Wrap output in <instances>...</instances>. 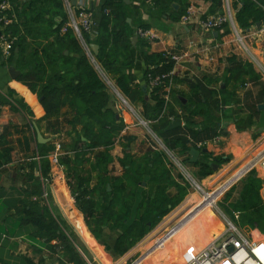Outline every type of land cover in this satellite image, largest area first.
Returning <instances> with one entry per match:
<instances>
[{
	"label": "trees",
	"instance_id": "trees-1",
	"mask_svg": "<svg viewBox=\"0 0 264 264\" xmlns=\"http://www.w3.org/2000/svg\"><path fill=\"white\" fill-rule=\"evenodd\" d=\"M11 1L14 5L15 0ZM210 1L212 9L220 2ZM234 1L235 4H240L235 17L239 28L247 30L257 23L264 24V0ZM174 2L181 3L178 12L171 9ZM152 4L162 14L171 11V20L179 21L185 15L188 0H152ZM46 6L50 7L47 11L49 19L44 21ZM17 15L26 23H12L7 28L6 32L16 40L5 63L11 65L16 57L17 69L21 73L19 81L39 99L45 117L52 121L53 135L65 132L64 138L59 142L61 152L64 153L59 156L58 165L63 168L74 205L83 216L86 227L95 237H99L104 228L118 230L120 235L114 245V253L123 256L145 236L147 228L156 226L184 200L189 184L182 175L176 177L178 181L173 177V164L165 151L158 149L155 143V147H147L139 153L127 150L134 140L129 136L121 137V141L126 142L125 153L119 160L121 173L113 176L110 150L120 128L114 126L116 113L110 107L111 95L86 55L82 43L69 29L65 33L61 32L67 21L61 0H30L20 10L17 9ZM127 19L124 0H104L98 36L94 41L99 47L97 65L131 104L141 103V116L149 123L150 131L168 152L187 166L191 149L226 135L216 116L226 105L223 94L225 88L217 95L216 90L209 89L212 81H206L207 78L178 79L176 73H173L175 62L172 55L150 52L148 39L142 37L138 46L146 70L141 81L137 82L131 73L133 63ZM31 23L42 25L39 39L46 41V44L40 45L38 42L29 52L31 45L28 38L37 40L30 27ZM146 28L140 26L139 30L145 31ZM50 37H53V41L48 40ZM82 37L86 45L91 42L88 34H83ZM66 50L74 56L65 55ZM242 71L252 84L258 82L259 77L251 64L246 63ZM163 75L169 77L161 79L157 86L150 87L152 79ZM176 80L187 85L189 93L175 89L169 93L167 88ZM141 82L144 86H141ZM228 84L230 81L225 82V87ZM244 84L245 81L237 84L234 82L231 91H225L227 99L236 107L232 117L238 120V130L250 127L253 118L257 119L261 114L264 117V109H258L260 105L264 106V88L255 97L250 92H245L242 96ZM145 86L147 88L143 91L142 87ZM181 98L186 100L185 104H182ZM170 101L178 106L180 114L170 106ZM21 108L31 115L26 107L21 105ZM244 113L249 114V121L239 122V116ZM169 118H182L185 126L167 130ZM201 118H205V122L196 123V119ZM64 140L68 142L63 143ZM5 145L6 147L3 141L0 167L10 162L12 149L7 143ZM99 149L102 152L95 155ZM92 156H95L92 169L98 172L93 187L90 186L89 176L84 177L79 172ZM223 162L221 157L213 158L204 153L202 160L194 165L198 168L196 176L199 179L210 176L214 165ZM48 164L47 161L43 165L45 179H49ZM145 178H148L147 182H144ZM260 185L255 173L249 172L244 178L239 196L234 202H227L224 210L230 213V218L237 227L242 228L247 224L264 234V203L259 195ZM141 186L145 188L137 207L136 221L127 226L136 193ZM171 189L176 190L174 197L168 196ZM229 199L230 197H226V201ZM26 219L35 227L37 235L49 245L52 253H59L60 258L69 264H84L60 224L51 216H47L46 220L40 213H28ZM52 241H55L54 246L50 244Z\"/></svg>",
	"mask_w": 264,
	"mask_h": 264
},
{
	"label": "crops",
	"instance_id": "crops-1",
	"mask_svg": "<svg viewBox=\"0 0 264 264\" xmlns=\"http://www.w3.org/2000/svg\"><path fill=\"white\" fill-rule=\"evenodd\" d=\"M29 1L15 0L13 5L12 1L9 0L13 23L25 22L18 17L17 9L20 10ZM124 1H128L124 4L127 18L130 21L127 24L131 36L130 55L133 63L131 73L137 82L141 81L146 70L138 46L139 39L141 40L138 31L140 26H146L145 31L149 36L150 52H165L179 58L175 66L178 79L201 80L207 78L206 81H212L209 89L216 90L217 95L223 88L226 92H230L234 82L236 84L242 81L246 82L241 91L242 96L245 92H250L252 97H255L264 88V33L261 32L264 24L257 23L247 30L239 28L235 17L240 4H235L234 0H220L213 9L210 0H188L185 15L179 21L171 20V11L162 14L153 8L152 0ZM103 2L104 0H89V9L93 19L92 30L88 33L91 42L88 45L84 41L82 43L84 51L98 75L97 67L99 66L90 46L95 45L94 41L98 36ZM173 4L177 5V9L172 7ZM173 4L171 5L172 11L178 12L181 9V3L174 2ZM38 8L43 12L40 7ZM44 10L43 19L46 21L49 19L47 11L50 10V7L46 6ZM216 14L227 15L229 18L227 24L218 30H204L202 28L204 19ZM186 15L189 17L185 21L183 17ZM27 23L30 24V22ZM30 27L33 29L37 40L28 38V43L31 45L29 52L38 42L40 45L46 44V41L39 39V33L43 29L42 25L31 23ZM134 37H137L135 45L132 44ZM48 40L53 41V37ZM64 54L74 56L67 50ZM5 62V58L0 59V160H3V141L4 147L7 143L12 151L10 162L4 163L0 167V264H69L60 258L59 253H52L45 240L37 235L35 227L26 219L28 213H40L46 220L47 216L56 220L84 264H186L192 257L201 254L212 242L223 236L229 223L233 224L225 215L216 216L211 209L212 207L198 212L197 208L202 204V201L196 200L197 195L195 194L197 192L190 193L188 190L183 205L189 207L186 208L184 214L179 213L182 207L179 206L183 200L156 226L147 228L145 236L126 254L117 256L114 253V245L120 235L118 230L104 228L99 237H95L88 230L83 216L74 205L63 168L52 161L55 145L59 143L56 138L58 137L60 141L64 138L65 132L60 135H53L52 121L45 117L39 99L19 81L21 73L17 69L16 57L11 65H7ZM246 63L251 64L253 71L259 77L256 84H252L249 78L243 74L242 69ZM10 69H12L11 72ZM100 70L102 69L100 68ZM55 71L57 72L56 69ZM226 81H230L228 87H225ZM141 86H144L142 82ZM174 89L186 94L189 93L187 85L178 83L177 80L171 82L167 91L170 93ZM225 91L223 94L226 97L224 99L226 105L216 116L226 135L207 142L204 146L199 144L197 148H193L199 152L196 162L202 160L204 153L210 154L213 158L221 157L224 162L214 165L210 176L199 179L196 176L198 168L194 166L196 162H190L191 155H189V164L185 166L180 163L175 155L173 156L177 161L173 164L172 159L165 152L173 164L172 175L176 180L178 175H182L186 181L184 174L186 173L191 177V173H193L194 178H197H195L196 184L198 183V187H196L199 190H201L199 183L202 187L211 190L214 181L216 182L213 188L232 175V178L227 181V185L225 184L217 192L215 190L212 193L213 196H209L205 200L203 206L206 207L213 202L214 197L223 192L224 188L232 186L240 177L253 171L261 182L259 195L264 203L263 114L257 119L253 118L250 127L247 129L238 130L236 126L238 120L236 121L232 117L236 107L227 99ZM239 95H241L240 92ZM182 100L185 99L181 98L180 101L182 102ZM110 103V107L116 113L114 126L120 128L115 144L110 150L112 157L110 169L113 176H119L121 173L119 160L125 153V141L122 142L121 137L126 136L128 130L130 135L128 136L134 139L132 143L137 142L138 145L141 144L142 146L145 144L143 135L140 136L135 133L138 126L132 114L137 117L138 121L141 118L148 125L149 131L150 127L149 123L141 116L142 105L140 102L132 103L138 109L139 114L131 106L132 114L125 113L120 108H118L120 112H116L113 101L111 100ZM185 103L186 100L184 103L182 102V104ZM20 104L26 107L31 115L27 114ZM170 106H173L174 110L180 114L178 106L173 101H170ZM249 117L248 113H244L238 119H240L239 122L249 121ZM179 119L182 122L181 127H184L183 119ZM202 122H205V118L196 119V123ZM150 133L153 134L151 131ZM65 142L68 140L63 141V143ZM127 150L131 151L132 149L129 146ZM100 152L102 149L97 150L95 155ZM115 152L119 153L115 155ZM94 157H89V163L83 164L89 168L90 172H93L89 174L86 169L84 170L86 173L84 177L89 176L91 179V187L94 186L98 175V172L92 169L95 164ZM47 161L50 168L49 179H45L42 173L44 162ZM241 164V169L233 174L234 169ZM175 165L182 167L185 170L184 173L181 170L177 172ZM184 167L188 168V171ZM191 178L193 179V176ZM147 181L148 178H145L144 182ZM144 188L145 186H141L136 193L134 206L126 222L127 226L133 225L136 221V211ZM108 190L110 189L108 188ZM170 192L172 194L169 197L176 195L175 189H171L168 193ZM207 195L209 194L204 196ZM189 217L192 219L186 222L185 220ZM237 217L236 214L235 218L237 219ZM157 228L160 230L158 231ZM239 229L249 238L264 241V234L257 229L249 227L251 232H248L249 229L246 230L245 227ZM50 244L54 246L55 241Z\"/></svg>",
	"mask_w": 264,
	"mask_h": 264
},
{
	"label": "built area",
	"instance_id": "built-area-1",
	"mask_svg": "<svg viewBox=\"0 0 264 264\" xmlns=\"http://www.w3.org/2000/svg\"><path fill=\"white\" fill-rule=\"evenodd\" d=\"M71 1L72 0H61L67 16L66 24L62 27L61 32L65 33L69 29L76 38L83 43V34L90 33L93 27L92 14L89 9V0H76L75 6L72 5ZM10 10L9 0H0V57L2 59H7L10 56L13 44L16 40L15 37H12L6 32L7 28L13 23V17L10 14ZM188 17L189 15H186L183 19L186 21ZM228 20L229 18L225 14L208 16L202 22V28L207 31L218 30L226 25ZM261 32L264 33V25ZM147 34L146 31H138L140 37L149 39ZM172 60H174L176 66L179 58L172 55ZM97 70L101 80L112 86L113 94L128 106V113H132L133 109L127 103V99L121 95L115 85L111 82L110 78L100 70L99 67H97ZM173 73H175V67ZM168 77L169 75L156 77L150 81V86L155 87L159 84L161 79ZM173 120V118H170V121ZM139 123L141 125H146L141 118H139ZM152 136L157 141L155 144L158 145V149L165 151L175 163L177 160L173 154L165 150L161 141L156 138L155 135L152 134ZM60 155L61 147L58 143L55 145L52 156L54 164L58 165ZM186 175V179H190V181L198 187L196 182L188 174ZM229 247H232L233 249L231 253H228ZM186 264H264V241L257 238L252 239L247 237L238 227L229 223L223 236L212 242L201 254L192 257Z\"/></svg>",
	"mask_w": 264,
	"mask_h": 264
},
{
	"label": "rangeland",
	"instance_id": "rangeland-1",
	"mask_svg": "<svg viewBox=\"0 0 264 264\" xmlns=\"http://www.w3.org/2000/svg\"><path fill=\"white\" fill-rule=\"evenodd\" d=\"M110 78V77H109ZM110 80H111V78H110ZM111 82L114 84V82L111 80ZM105 85H106V87H107V90L109 91V93H110V95H111V100L113 101V104H114V109H115V111L116 112H120L119 110H118V108H120V109H122L125 113H128V111H127V109H128V106L127 105H125L118 97H116V95H114L113 94V88H112V86H110V85H108V83H105ZM127 101V100H126ZM127 103L135 110V112H137L138 113V109H136V107L134 106V105H132V104H130L129 103V101H127ZM132 114V113H131ZM139 114V113H138ZM132 117L135 119V123L137 124V126L138 127H136V131H135V133L136 134H139L140 136L141 135H143V138H144V146H142L141 144H139L138 145V143L137 142H131L130 144H129V146H130V148L132 149L131 151L133 152V153H139L140 151H142V150H144L145 148H147V147H155V145H154V143L155 142H157L154 138H153V136H152V134L150 133V131H149V129H148V125H141L140 123H139V121L137 120V117L134 115V114H132ZM129 135V131L127 130L126 131V136H128ZM130 136V135H129ZM59 138L57 137L56 138V141H58V142H60L59 140H58ZM126 143V142H125ZM157 146V148H158V145H156ZM117 153H119V152H115V155H117ZM61 155H63V152H61ZM60 155V156H61ZM172 161V163L174 164V161L173 160H171ZM178 165H175V167H176V169H177V172H180V170L181 171H183V173H184V169L182 168V167H180V166H178ZM241 166H242V164L241 165H239V166H237L235 169H234V173L233 174H235V173H237L240 169H241ZM187 171H188V168H186V167H184ZM86 169V171L89 173V174H91V173H93V172H90V170H89V168L88 167H86V166H82L80 169H79V172H80V174L81 175H86V173H85V170ZM191 173V172H190ZM191 175L193 176V179H194V181L195 182H197L196 181V179L194 178V175H193V173H191ZM187 177V175L186 174H184V177ZM191 176V177H192ZM232 175H230V177H228V179H226L224 182H222V183H219L218 185H215V187L213 188V186H214V184H215V182L216 181H214V183H212V185H211V187H212V189L211 190H209V189H206L205 187H202L201 185H200V183H199V186L201 187V190H199L194 184H193V182H191L190 181V179H187L186 180V182L189 184V192L190 193H195V192H197L195 195H197V201H202L203 202V198L205 197L204 195L205 194H209V195H211L215 190H216V192L220 189V188H222L226 183H227V181H229V179H231L232 177H231ZM246 177V175L245 176H242V177H240L239 178V180L237 181V182H235V184H233L232 186H228V187H226V188H224V190H222L223 192L220 194V195H218L217 196V198H216V200H215V202H214V205L213 206H211L210 205V207H212L211 209H212V211H213V213L216 215V216H219L220 214H222V215H225L226 216V218L229 220V221H231L233 224H235L232 220H231V218H230V213H228V212H226L225 210H224V206H226L227 205V201H226V197H230V199L228 200L229 202H234L236 199H237V197L239 196V193H240V190H241V187H242V183H243V181H244V178ZM66 182H67V180H66ZM72 182V181H71ZM70 182V183H71ZM198 184V183H197ZM227 185V184H226ZM185 200L186 199H184V201L182 202V204H180V206L179 207H181V209L179 210V213L180 214H184L185 213V210H186V208L187 207H189L188 205H183L184 203H185ZM178 207V208H179ZM209 207V208H210ZM178 213V214H179ZM179 214V215H180ZM179 215H177V216H179ZM162 225V224H161ZM160 225V226H161ZM237 226V225H236ZM158 228H159V226H158ZM157 228V229H158ZM245 229L247 230V229H249V227L247 226V224H245ZM160 229H158V231H159ZM246 232V231H245ZM248 232H251V230L249 229L248 230ZM249 236V235H248Z\"/></svg>",
	"mask_w": 264,
	"mask_h": 264
},
{
	"label": "water",
	"instance_id": "water-1",
	"mask_svg": "<svg viewBox=\"0 0 264 264\" xmlns=\"http://www.w3.org/2000/svg\"><path fill=\"white\" fill-rule=\"evenodd\" d=\"M125 3H127L128 1H124ZM72 5L75 6L76 5V0H72L71 1ZM172 7L174 9H177V5L176 4H173ZM129 19L127 20V23H129ZM137 41V37H134L133 40H132V44L135 45ZM91 49H92V52H93V55L96 57L97 54H98V46L97 45H91L90 46ZM12 71V69H10V72ZM15 72V71H14ZM142 90L145 91V87H142ZM182 102L184 103L185 100H182ZM259 110H263L264 107L263 105H260L259 107ZM182 126V122H181V119L177 118L175 119L173 122L169 123L168 127H167V130H172V129H175V128H179ZM204 152H207V150H204ZM190 155H191V158H190V162H196V159L198 158L199 156V152L195 149H191L190 150ZM171 192L168 193V196H171ZM148 226H150V224H148ZM233 251L232 247H229L228 248V253H231Z\"/></svg>",
	"mask_w": 264,
	"mask_h": 264
},
{
	"label": "bare ground",
	"instance_id": "bare-ground-1",
	"mask_svg": "<svg viewBox=\"0 0 264 264\" xmlns=\"http://www.w3.org/2000/svg\"><path fill=\"white\" fill-rule=\"evenodd\" d=\"M209 196H213V194L205 196V198H204V200H203L202 204L199 206V208H197V209H198V212H199V211H201L202 209H207V208H209V207H210V205H211V206H213V205H214V202H215V200H216L217 196H216V197H214V200H213V202H212L211 204H208L206 207H205V206H203V205H204V203H205V200H206V199H207ZM189 219H192V218H190V217H189V218H187L185 221L187 222Z\"/></svg>",
	"mask_w": 264,
	"mask_h": 264
}]
</instances>
